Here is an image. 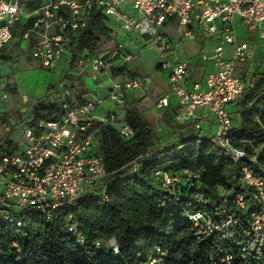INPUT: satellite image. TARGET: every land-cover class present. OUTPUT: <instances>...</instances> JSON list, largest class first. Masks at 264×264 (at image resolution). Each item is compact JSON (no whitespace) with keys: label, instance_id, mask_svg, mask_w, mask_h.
<instances>
[{"label":"built area","instance_id":"built-area-1","mask_svg":"<svg viewBox=\"0 0 264 264\" xmlns=\"http://www.w3.org/2000/svg\"><path fill=\"white\" fill-rule=\"evenodd\" d=\"M35 2L38 6L31 9L29 5ZM93 8L114 22L113 46L105 54L82 58L78 73L89 75L94 81L106 76L109 86L105 97L94 95L82 104L70 103L71 91L68 86H62L55 98L62 103L60 120L33 126V118L26 117L16 123L10 114V92L0 73V135L17 130L23 138L18 152L0 156V220L10 221L14 209L33 208L52 221L55 212L88 199L105 178L104 159L93 152L95 136L87 132L97 123H111L118 126L125 139L134 136L132 128L118 118L113 108L124 107L126 94L143 88L147 79L137 76L122 80L112 73L117 62L129 64L134 60L123 40L134 36L135 42L155 52L158 68L168 74L169 92L159 99L158 107L173 105L175 124L192 126L198 132L204 131L211 119L214 127L211 145L227 162L242 165L241 190L233 195V200L237 210L248 209L250 233L237 230L239 219L235 212L226 209L216 215L207 212L203 199L196 202L200 207L192 212L190 220L207 237L217 235L226 240L240 233L261 247L264 243L263 109L253 117L259 126L254 131L244 130L233 115L248 89L258 86L264 89V70L256 61L260 43L241 40L236 30L239 20L249 31H256L264 43V0H0V64L1 52L10 45L17 24L32 18L34 21L24 33L21 47L30 50L33 60L41 67L54 69L71 54L72 38L85 28ZM201 36L215 42L214 46L200 50V61L211 65L213 70L203 81L196 82L191 64L180 60L179 55L185 42L196 41ZM106 101L112 104V110L96 119L95 111ZM146 157L152 158L149 154ZM140 166L135 163L130 174H135ZM185 174L186 178L163 174V188L176 195L188 179L199 178L198 174ZM218 191L223 197L228 195L223 188ZM101 197L106 198L105 194ZM69 232L79 244H84L76 223L69 225ZM96 245L104 251L112 248L118 252L115 241ZM165 255L157 247L147 264H160ZM231 260L232 256L226 255L222 262L230 264Z\"/></svg>","mask_w":264,"mask_h":264},{"label":"trees","instance_id":"trees-1","mask_svg":"<svg viewBox=\"0 0 264 264\" xmlns=\"http://www.w3.org/2000/svg\"><path fill=\"white\" fill-rule=\"evenodd\" d=\"M37 6L36 2L29 5L31 9ZM33 21L31 18L17 24L10 45L1 52L2 61L20 57L14 55V47L33 60L30 50L21 48V39ZM113 27L109 17L93 8L85 28L72 38L70 69L77 67L82 58L100 54L102 40L112 39ZM112 73L122 80L139 76L127 64L116 65ZM5 88L11 94L18 93L16 85L7 80ZM84 94L87 92L81 96ZM48 98V95L40 98L27 115V119L33 118V126L61 119L62 103L56 100L48 105ZM68 101L73 103L71 99ZM238 107L235 114L240 116L241 127L258 130L253 117L263 109L264 123V89L261 86L248 89ZM123 121L134 132L130 140L111 123H97L87 132L96 133L93 152L104 159L107 172L88 199L55 212L52 221L33 208L14 209L10 221L0 220V264H147L157 247L166 254L160 264H226L222 262L226 255L232 256L230 264H264V243L258 247L240 233L226 240L217 235L207 237L189 218L200 207L196 202L203 199L207 212L215 215L223 209L235 212L239 219L237 230L250 233L248 209L237 210L233 200V195L241 190L242 165L223 159L210 140L177 138L176 144L165 145L162 142L165 136L158 134L135 106L125 107ZM10 134L0 135V156L12 155L20 149V143ZM135 163L141 166L132 175ZM185 172L198 174L199 178L188 179L176 195L163 188V174L186 178ZM218 188L228 195L223 197ZM71 223L78 225L84 236L83 245L69 232ZM113 237L117 253L112 248L104 251L97 247V242L104 243Z\"/></svg>","mask_w":264,"mask_h":264},{"label":"rangeland","instance_id":"rangeland-1","mask_svg":"<svg viewBox=\"0 0 264 264\" xmlns=\"http://www.w3.org/2000/svg\"><path fill=\"white\" fill-rule=\"evenodd\" d=\"M236 30L241 40L260 43L256 61L261 63L263 60L261 53L264 54V43L260 40L259 34L256 31H249L247 27L240 24L239 20L236 21ZM102 41L103 44L100 46L99 51L100 54H105L112 48L113 40L103 39ZM9 48H11V46ZM12 51L14 55L20 54V57H15L10 62L2 61L0 64V73L5 77V80L11 84H15L18 88L17 94L9 93L10 114L16 123L26 118L32 107L45 95L49 96L47 101L48 105H51L52 102L55 104L57 102L55 99L56 93L59 87L68 86L75 102H80L81 91L86 87L87 83L90 88L95 89L96 83L93 78L90 76L85 77L87 80L86 82L82 75H78V66L74 69H70V55L66 56L54 69L48 70L43 67L41 68L38 62L32 59L29 60L26 55H22L19 48L14 47ZM135 52H137V57L142 62L141 73L143 76L151 77L153 74L157 73L158 63L154 51L147 47H142ZM50 86H52V88L49 90ZM153 93L155 94V98H158L161 94L160 92ZM99 96H101V94H99ZM1 109H4L2 104ZM22 109L27 111L23 113L21 111ZM120 114L122 115V112ZM94 117L96 119L101 118L95 114ZM233 117L235 121L238 123L240 122V116L238 114H234ZM212 133L213 131H209L208 129L198 132L194 127L190 126L184 128V132H182L180 136L181 138L197 137L200 142L204 140L214 141V135ZM19 134L20 133L15 130L8 136L22 143L23 138L22 135ZM95 134L94 132L93 135L95 136Z\"/></svg>","mask_w":264,"mask_h":264},{"label":"crops","instance_id":"crops-1","mask_svg":"<svg viewBox=\"0 0 264 264\" xmlns=\"http://www.w3.org/2000/svg\"><path fill=\"white\" fill-rule=\"evenodd\" d=\"M115 30H118V28L115 27ZM174 37H176L175 34ZM123 40L128 46V49L132 52L134 56L133 62L127 64V68H129L131 72H136L137 74H139V76H141L142 62L140 59H138L137 57L138 54L135 51H138L140 48L143 47V45L135 42L134 36L123 37ZM214 43L215 42L210 38L201 36L196 41H187L183 44V48L182 51L180 52L179 59L189 61V63L192 66L193 79L196 82L203 81L205 76L213 70L211 65L203 64L200 61V50L204 46L212 47L214 46ZM261 54L263 57V60L261 62V68L262 70H264V54L263 53ZM116 65L122 66L124 65V63L122 61H119L117 62ZM157 70H158L157 73L153 74L151 77H146L143 75L141 76L147 79L145 86L141 89L132 90L128 92L126 94V104L124 107L122 108L118 107L117 110V108L114 109L112 107V104L109 101H106L100 108H98L95 111L94 114L100 117H104L113 108L118 118L120 120H124L125 107L135 106L142 112L144 117L156 127L158 134L165 136L164 141H162L165 145H169L173 143L176 144L178 140L177 138H181L180 134H182V132H184V128L187 127L175 126L173 105L164 108L158 107L157 104L159 99L164 97L169 92V84H168V74L164 71H161L159 68ZM78 75L80 76L79 73ZM83 77L85 79V77H89V75ZM95 83H96L95 89L90 88L89 84L87 83L86 87H84V89L81 91V95L83 92H87V94H84L83 96L80 97L79 100L80 102H75L73 98H71L72 102L74 104H82L85 100L91 98L94 95L99 96V94H101L100 97H105L107 95V88L109 86L107 77L102 76L98 81H95ZM153 92H160L161 94L158 98H155L154 97L155 94ZM121 112L122 115L120 114ZM168 122H171L173 124V127L170 126ZM206 124H207L206 125L207 128H205L204 131H206V129H208L209 131H214L213 129L214 127L212 125L211 119L208 120Z\"/></svg>","mask_w":264,"mask_h":264},{"label":"clouds","instance_id":"clouds-1","mask_svg":"<svg viewBox=\"0 0 264 264\" xmlns=\"http://www.w3.org/2000/svg\"><path fill=\"white\" fill-rule=\"evenodd\" d=\"M115 241V238L113 237L112 240L109 241V243H113Z\"/></svg>","mask_w":264,"mask_h":264}]
</instances>
